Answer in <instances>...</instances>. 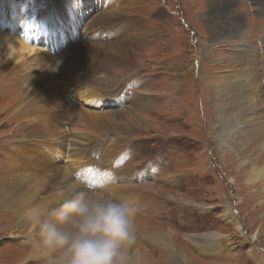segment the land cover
Here are the masks:
<instances>
[{
	"label": "rangeland",
	"instance_id": "1",
	"mask_svg": "<svg viewBox=\"0 0 264 264\" xmlns=\"http://www.w3.org/2000/svg\"><path fill=\"white\" fill-rule=\"evenodd\" d=\"M17 1L32 16L38 10L49 11L54 3ZM104 1L82 0L79 15L84 19L77 17L76 28L59 33L58 25H52L44 31L49 41L62 42L59 51L51 45L37 50L53 64L72 60L71 51L79 53L75 60L85 72L76 76V70H69L72 75L67 83L88 81L103 97L124 99L121 105L118 101L106 105L82 102L85 110L115 112L129 108L137 98L141 109L121 112L115 116L118 119H101L92 139L79 141L82 144L77 148L86 149L80 161L72 160L80 156L70 155L66 145L65 150L44 147L45 158L70 167L71 175L87 189L105 191L118 202L122 203L121 188L115 189L119 187L115 182H122L136 200L139 197L129 206L136 210L137 244L144 264H264V0H231L224 8L238 12L237 23L243 26L240 33H247L242 45L238 41L212 45V30L205 20L211 7L207 0H113L116 8L118 2L125 6L121 11L113 9L115 3ZM92 22V27L99 23V29L109 27L114 33H105L104 42L89 41L80 30ZM3 27L10 32L9 26ZM128 29L126 39L115 41ZM7 52L0 45L1 165L21 161L15 151L35 154L21 145L32 138L50 140L46 138L50 126L63 129L54 142L70 139L66 117L71 93L61 92L60 108L43 102L46 89L48 95L58 89L57 72L40 88L42 75L33 81L39 72L30 60L33 56L25 54V61L31 62L26 68L12 63ZM251 53L254 56L248 58L246 71L240 62ZM233 54L236 68L229 60ZM234 69L237 85L249 74L252 87L246 94L255 101V119H251L255 126L243 122L236 130L228 119L221 132L214 126L211 77L218 72L229 79ZM35 83L37 92L30 96L27 93ZM80 88L79 84L76 89ZM248 115L252 117L250 111ZM221 136L225 137L223 144L218 141ZM87 160L91 163L86 164ZM125 199V204L131 201ZM13 224V219L0 216V264H38L28 259L24 236L8 234ZM13 229L20 235L26 232ZM156 231L158 237L153 235Z\"/></svg>",
	"mask_w": 264,
	"mask_h": 264
},
{
	"label": "bare ground",
	"instance_id": "2",
	"mask_svg": "<svg viewBox=\"0 0 264 264\" xmlns=\"http://www.w3.org/2000/svg\"><path fill=\"white\" fill-rule=\"evenodd\" d=\"M81 1L82 0H65V1L54 0L53 6L52 5L50 6L49 11L39 12L38 10V12L34 16H32V15H27V13L29 12L26 13L24 11L25 9L24 5L21 6V4H19L17 0H0V45L1 46L3 45L4 47L7 48L8 51L7 55L11 59L12 63L21 64V66L22 65L26 66V68L28 67L27 64H30L31 62L36 64V67L38 68L37 70H39V72L36 78L33 79V81L36 82L37 78L42 75V77L38 80V86L40 88L41 86H47L48 82L50 81L49 79L54 77V73L57 72L55 76H59L60 78L58 77V79L59 80L61 79L60 81L57 82L58 89H55L54 92L50 91L49 95L47 94L48 89H46L45 90L46 92L42 94L43 102H47L49 105L52 103H56L55 107L60 108L61 105L58 102H60L63 99L61 92H66L68 94L69 92L71 93L69 94L71 99L70 102H68L70 103L71 108L70 110H68L69 112L66 117V120L68 119L66 122L69 123V127H70L69 134H67V132L66 134L67 136H70V139L62 138L60 141L54 142L53 138L56 137V133L61 132V130L63 129L61 128V130L58 131L59 129L54 130L50 126V131H48L50 132V135L46 136V138H50V140L41 139L38 140L39 141L38 142L37 140L32 138L26 140L25 142H23L24 144L21 145L22 147L27 145L26 146L28 147L26 148L28 150L27 152L31 151V152H35V154L25 153L23 150L15 151V154L19 155L18 157L21 159V161L15 162L17 161L15 160L14 162L6 163L4 165L0 164V212L2 213L0 214V216L1 215L5 217L7 216L10 219L14 220L15 224H13L12 226V231L8 232V234L12 235L13 237L24 236V238H26L27 236V225L23 220V211L26 207L45 201L53 202L55 200V196L58 190L70 183L75 182L80 184L82 187L86 188V186L81 184L79 180H77L75 177L71 175L69 170L70 167L67 166L61 167V165L59 166V164L53 162L55 159H51V161L46 159L45 157L47 154L44 152L43 148L46 147L51 150H56L57 148H59L65 150L63 146L66 145V150L70 155L74 157L80 156L78 159H72L74 162H78L80 161L81 158H83V153L84 151H86L85 147L83 146H81L79 149L77 148L82 144L79 141L81 140L90 141L92 139V136L98 132L97 123L100 122L101 119L104 118L118 119V117L115 116L120 115L121 112L132 111V110L138 111V109H141L142 102H138L139 99L137 98L135 103L132 104L129 108H124L123 110H117L115 112H95V114H93V112H89L91 110H85L86 108L81 107L83 104L82 102H85L86 104H91L93 102L99 101L100 105H106L107 103L111 102L113 104L116 101H118V103H120L121 105L123 104L124 99L121 98V96H117V98L114 99L105 98L103 97L102 94L97 92V90H95L93 86H88L87 83L88 81L80 82V79H78L76 82L74 80V82L70 84L67 83L66 78L72 75V73L71 74L67 73L69 70L71 69L76 70L74 73L76 74V76L85 72L84 71L85 69H81L80 65L78 64V62L80 61L77 62L75 60L76 57H78L79 53L71 51L74 48L73 46H72L73 48L71 47L72 49L70 50L71 54L69 53L72 57V60H65L64 62L61 63L53 64L51 61H49V59H46L44 53L38 52L37 48L41 49L40 46L44 48L45 45H51L52 49H57V51L60 50V48L62 47V42H56V43L51 42L48 40L49 37L43 36L42 34L44 33V31H49L48 29L52 25H58L56 31H59V33H62V31H65L69 28H76L78 24L77 17H81L82 19H84L83 14L79 15V13H81L80 9L82 7ZM207 1L208 3H210L211 7L209 6L210 8L207 9L205 20L208 25V29L212 30L211 32L212 36L210 39L212 45L222 42L225 43L227 42L229 45H231L233 42L236 41H238V43L242 45L241 42H244L243 40L245 39L247 33H245L244 31L240 33V30L242 29L243 26L242 23H237L239 20L238 12H228V10L224 9L225 6L229 5V3L232 1L227 0L226 3H220V1L223 0H216L217 3H213L214 0H207ZM104 2L106 3L107 0H105ZM110 2L115 3L113 9H116V11H121L125 7V6L123 7L120 4L122 6L121 7L118 2L116 8V2L113 0H108L107 4ZM112 18L114 17L112 16ZM102 22H106V21L99 20V23ZM99 23L96 24L97 25L96 28L92 27L93 22L90 23L89 25L85 24V26L80 31H82V33H85L84 36L89 37L88 38L89 41H95V39H98L99 42L107 41L105 37L106 36L105 33H109V35H112L114 33L113 29L102 26L99 29ZM19 25L22 26L20 27L22 28L20 31L18 30ZM3 26L6 27L9 26L10 32L5 31ZM129 29L126 30L121 35H119L118 39L115 41L120 42L126 39L129 36L128 35ZM96 31H99V33L96 34ZM233 36L234 38L231 39ZM236 37H238V39ZM79 49L81 50L82 48L79 47ZM242 52L245 51L243 50ZM25 54H31V56H33L30 59L32 60L30 63L25 61L24 59L26 58ZM252 56H254V53H251L249 55L246 54L244 58L241 59L242 62L240 63H242L245 66L244 69L246 71L250 65L247 64L248 58ZM236 57L237 56H234V54L232 55V57H229V60L231 59L230 61L234 68H236L238 64ZM50 64L51 65L53 64V66H51ZM234 71L235 69L231 70L229 79L225 78L220 74H217L218 72L217 73L214 72L216 74H213V76L211 77L212 84H210V89H211L210 100L212 105L211 107H213V117L215 122L214 126H217L218 131H221L223 129L224 127L223 122H225V120L228 119L229 120L232 119V122L236 130L242 128L241 123L243 122L245 123L247 122V124L251 126H255V124L254 125L251 124V119H255V117H253L252 115L255 111L253 108L255 101L253 100V98H250L246 94L249 88L252 87V85H249V82H251L249 79V74L247 72L246 80L244 81V83L237 85L236 74ZM79 84L81 85V88L76 89V87H78ZM35 85L36 86H32L31 93L30 91H28L27 93L30 96L34 95L33 93L37 92L36 91L37 83H35ZM33 108H35L34 105ZM37 109L39 110L40 108ZM249 111L251 112L252 117L248 115ZM46 118H48V116ZM34 124L36 123L34 122ZM47 125L48 124H46V127L49 128ZM56 125H58L57 122ZM230 128L232 129V127ZM224 138H225L224 136H221V138H219L218 141L222 142L223 144ZM46 141L49 142L52 141V142L47 143L46 145L45 144ZM253 141L255 140H252V142ZM255 143H257V141H255ZM54 144H56V146L53 148L52 146H54ZM231 144H233V142H231ZM251 145L248 146L250 147ZM80 150H83V152L81 153ZM27 159H30L31 163L30 164L26 163L23 166L21 162ZM90 163L91 161H88V163L86 164H90ZM34 164L36 165V167H33ZM57 166H59V168ZM94 167L95 169H101L105 171L106 174H110L111 172L110 169L98 168L95 165ZM261 171L264 172V170ZM92 180L94 181L93 178ZM115 183H118L117 185L119 186L115 189L121 188V193L119 197L122 199V203L125 204V201H123L126 200L125 198L131 199V201L128 202L127 205H131L133 202L139 199V197H137L136 200L134 194L128 193L125 189V186L122 185V182L121 183L115 182ZM92 186L94 187V184ZM145 198L144 199L142 198V200H145ZM19 227L22 228L23 230H26L24 235H20L21 233L16 232L13 229V228L19 229ZM153 235L155 237H158L159 232L156 231L154 232ZM170 245L174 247L171 243Z\"/></svg>",
	"mask_w": 264,
	"mask_h": 264
},
{
	"label": "clouds",
	"instance_id": "3",
	"mask_svg": "<svg viewBox=\"0 0 264 264\" xmlns=\"http://www.w3.org/2000/svg\"><path fill=\"white\" fill-rule=\"evenodd\" d=\"M29 260L38 264H144L136 210L105 191L70 183L53 202L23 211Z\"/></svg>",
	"mask_w": 264,
	"mask_h": 264
},
{
	"label": "crops",
	"instance_id": "4",
	"mask_svg": "<svg viewBox=\"0 0 264 264\" xmlns=\"http://www.w3.org/2000/svg\"><path fill=\"white\" fill-rule=\"evenodd\" d=\"M260 6H261V4H260ZM235 29V28H234Z\"/></svg>",
	"mask_w": 264,
	"mask_h": 264
}]
</instances>
